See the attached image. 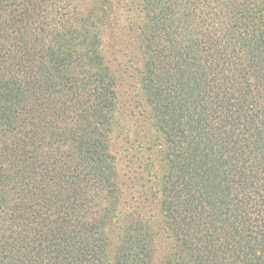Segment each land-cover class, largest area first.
Returning a JSON list of instances; mask_svg holds the SVG:
<instances>
[{
  "label": "trees",
  "instance_id": "trees-1",
  "mask_svg": "<svg viewBox=\"0 0 264 264\" xmlns=\"http://www.w3.org/2000/svg\"><path fill=\"white\" fill-rule=\"evenodd\" d=\"M0 264H264V0H0Z\"/></svg>",
  "mask_w": 264,
  "mask_h": 264
}]
</instances>
